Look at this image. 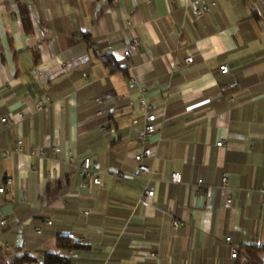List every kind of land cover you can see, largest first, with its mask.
Masks as SVG:
<instances>
[{"label":"crops","instance_id":"1","mask_svg":"<svg viewBox=\"0 0 264 264\" xmlns=\"http://www.w3.org/2000/svg\"><path fill=\"white\" fill-rule=\"evenodd\" d=\"M86 158L100 184L79 185ZM0 186V264H237L264 245V0H0Z\"/></svg>","mask_w":264,"mask_h":264},{"label":"built area","instance_id":"2","mask_svg":"<svg viewBox=\"0 0 264 264\" xmlns=\"http://www.w3.org/2000/svg\"><path fill=\"white\" fill-rule=\"evenodd\" d=\"M31 1V0H30ZM216 5V2L212 1V2H200V1H194L192 3L189 4V8L191 10L192 16L194 18H200L206 14H208L209 12L212 11V9L214 8V6ZM132 42L133 43H138L139 40L137 38H132ZM124 55L125 56H129L130 55V51L128 48L125 49L124 51ZM193 58L191 56H189L186 61L187 62H192ZM219 70L221 73L226 74L229 71L228 65L227 64H221L219 66ZM131 82L135 81V78L132 76L130 78ZM142 105L145 108V122H144V126L141 128L139 134L142 140V143L144 144L138 151L137 153L134 155V161L137 164V169L140 172L143 173H149L150 172V167L149 165L145 162V159L147 157H149L152 154V148L146 146V143H148V141L150 140V137L152 136V134H154L156 132V130L159 128L158 122H157V118H158V114L157 111L155 109L154 106L152 105H148L145 103V100L142 99ZM45 100L41 99L38 102V107L44 108L45 107ZM99 115L103 114V111H99L98 112ZM2 121H6V118H2ZM223 143V140H220L217 142L218 146H221ZM22 144L23 141L22 139H19L17 141V147L15 148V152H20L22 149ZM58 148H54V151H58ZM29 153L30 155L33 156H40L43 157L45 156V151L43 149H39L35 146H31V148L29 149ZM5 154L6 156H11L12 152L9 150H5ZM80 172L81 174L84 176L83 179L80 182V186H87L90 182H92L93 184H100L101 183V178L98 175V171H92L91 170V162L88 158H86L83 163L81 164L80 167ZM128 172L126 171H118L117 175L119 177H124L125 175H127ZM52 176V174H51ZM54 176V175H53ZM172 181L173 182H181L182 181V177L181 174H179L178 172H174L172 173ZM199 183L202 182V179L198 180ZM222 187L226 189V202L227 203H231L232 202V196L231 193L229 192V188H228V177L226 175H224L222 177ZM5 188L4 186H0V193L4 192ZM145 194L148 197H153L154 195V190H146ZM145 201V200H144ZM48 224H51L52 222L50 220H47ZM1 224L3 225H7L8 222L6 219L1 220ZM172 224L174 227L178 228L180 226L183 225V222L179 219H173L172 220ZM35 232L37 234H41L42 233V229L40 226L35 227ZM231 237L228 236L226 237V241H230ZM149 256L151 258H157V253L155 252H150ZM231 256L233 258H236L238 256V251L237 249H233L231 252Z\"/></svg>","mask_w":264,"mask_h":264},{"label":"trees","instance_id":"3","mask_svg":"<svg viewBox=\"0 0 264 264\" xmlns=\"http://www.w3.org/2000/svg\"><path fill=\"white\" fill-rule=\"evenodd\" d=\"M57 244L64 249L79 246L67 234H59ZM42 255L43 261L40 264H69L71 262L54 252H44ZM35 260L36 258L30 252H22L12 256L7 264H32ZM237 264H264V245H248L241 249L238 253Z\"/></svg>","mask_w":264,"mask_h":264},{"label":"water","instance_id":"4","mask_svg":"<svg viewBox=\"0 0 264 264\" xmlns=\"http://www.w3.org/2000/svg\"><path fill=\"white\" fill-rule=\"evenodd\" d=\"M18 244H21V236H19Z\"/></svg>","mask_w":264,"mask_h":264}]
</instances>
